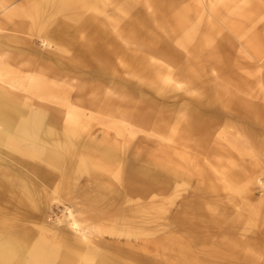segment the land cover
<instances>
[{
	"label": "bare ground",
	"instance_id": "1",
	"mask_svg": "<svg viewBox=\"0 0 264 264\" xmlns=\"http://www.w3.org/2000/svg\"><path fill=\"white\" fill-rule=\"evenodd\" d=\"M116 1L20 0L16 4L0 0L3 16L19 18L11 30L26 37L21 41L17 34L9 35L5 46L0 43V264H264V247L258 245L264 237V228L253 230L251 225L264 209V193L258 198L254 194L256 186L264 191L261 174L254 172L252 165L249 168L247 162L235 164L233 169L216 147L218 138L234 149L237 145H250L249 142L263 143L264 86L260 80L264 76V46L258 48L259 57L254 55L252 62L258 78L262 74L257 81L260 95L236 99L234 111L226 116L240 117L241 124H229L224 118L230 128L227 134L224 123L217 124L212 132L207 129L214 120L207 114L210 99L200 102L202 110L190 103L177 105L173 111L161 105L142 109L139 93L131 90L124 78L94 65L98 56L105 53L118 56L127 49L133 55L132 65L141 62V53H147L152 64L146 80L156 95L195 93L186 83L191 78L186 74L190 66L177 67L173 52L157 51L155 41L151 44L143 39V30L149 33L145 20L131 17L122 22L114 17L126 16L129 11L125 0ZM138 1L148 21L158 28H162V20L174 6L173 0ZM247 1L202 0L203 13L207 14L204 45L214 51L213 36L223 32L213 19H222L224 10L233 13ZM106 3L119 7L113 13L107 12ZM263 6L264 0H256L253 10L264 16ZM89 9L93 12L84 14ZM95 13L105 17L108 26L103 21L93 24ZM58 14L63 17H57ZM24 16L29 20L23 21ZM173 16L178 17V12ZM88 26L93 29L81 38L82 30ZM13 42L22 43L23 50L10 48ZM173 42L169 49L177 48ZM70 47L76 48V59L65 63L60 58ZM212 71L215 99L227 90L229 82L215 69ZM115 77L127 86L118 89H113V83L106 86L105 80ZM89 78L98 83L86 80ZM242 86L237 84L238 92ZM170 113H175L177 119L169 127L166 116ZM95 126L108 131L104 144L93 137L91 131ZM152 128L166 129L172 134L183 129L202 144L206 162L197 172L194 185L189 190L185 188L182 196L178 185L188 182L191 176L178 163L160 159L126 162L123 155L112 152L114 147L111 150L112 145H120L117 137L124 139L125 132L133 137L138 130L149 129V133ZM109 130L117 137L110 136ZM97 145L104 148L98 153L99 158L105 159L101 162L93 160V146ZM86 163L91 165L92 177L86 181L73 178L68 185L67 202H56L63 213L55 218V228H49L51 195L61 194L59 189ZM261 164L258 160L253 163L260 169ZM55 168H59L58 173ZM110 177L115 178L118 187L111 183ZM54 181H58L56 186ZM91 183L96 192H102L101 200L103 189L122 199L118 208L122 212V227L113 230L115 227L107 223L106 229L97 226L98 234H106L99 240L94 239L85 224L83 209L76 202L84 187ZM177 197L181 200L172 214L170 208ZM104 201L115 206L110 197ZM170 212L171 217L167 215ZM159 214L164 216L161 221ZM25 221L32 225L27 226ZM49 236L57 238L55 243H62V256H58L57 245ZM149 236V240L141 239ZM113 241L120 247H113ZM96 248L105 256L99 259Z\"/></svg>",
	"mask_w": 264,
	"mask_h": 264
},
{
	"label": "rangeland",
	"instance_id": "2",
	"mask_svg": "<svg viewBox=\"0 0 264 264\" xmlns=\"http://www.w3.org/2000/svg\"><path fill=\"white\" fill-rule=\"evenodd\" d=\"M12 1H15L16 4H18L20 0ZM119 1L121 3L122 0H118V2ZM125 1L127 7H129V11L126 13L127 15H115L114 17L121 18L123 20L122 22H128V19L132 18L145 20L146 24L148 25L149 33L143 30V39L147 42H150L151 44L153 41H155L158 46L156 48L157 51L163 50V52H173L178 63L177 67H182L185 69L188 64L190 66V72L188 71L186 74H189L191 78H189L190 80L186 83H188V86L191 88V90H194L195 93L198 92L200 95H196L195 93L193 95L185 94L183 91H178L175 96L169 93L172 95L169 97L156 95V93L153 91V87H151V83L147 82L146 80L147 73L152 64L147 53H141L140 57L143 59H141V62L136 63L135 65H132L133 55L127 49L118 53V56H113V54L107 55L105 53V55L98 56V61H96L94 65L101 68L108 74L117 73L120 78H124L125 81L130 85V87H128L131 88V90H135L139 93L141 98V102H139L141 104H139V106H141L142 109L149 108L152 105H161L173 111L177 105L190 103L196 105L198 108H200V110H202L201 108H203V105L200 102H204L203 99L205 102L210 99L209 101H211V104H206L207 107H209V112L207 111V114L214 118V120L213 123L207 127V129L213 132V128L216 127L217 124L224 123V118L229 124L232 122L241 124L242 121L239 119L240 117L238 119H229L226 114H232L234 111L233 103L236 99L240 97L253 98L254 94L260 95L257 89V81L261 78L262 74L258 78L255 71V65H253L252 62L254 61V55L259 57L258 48L260 46H264V16H260L259 13L253 10V5L256 0H248L244 4H239L238 9L233 13H228L224 10L222 19H213L216 22V25L223 28L224 32L216 33L213 36L214 44H216L214 51L211 50V47L204 45L203 43V29L207 14L205 12L203 13L205 6L202 0H173L174 6L169 8L170 10L166 14V19L162 20V28H158L153 22L148 21V18L143 14V9L138 0ZM105 5L107 12L112 13L114 12L116 6L119 7L118 4L116 5L112 3H106ZM261 9H264V6ZM3 12L4 10L2 11L0 9V43L5 46V42H8L6 37L14 34H17L19 37H21L19 39L24 41L23 38L26 39L25 36H20L19 33L11 30L13 23L19 18L14 15L12 19H8L3 16ZM92 12L93 10L89 9L86 10L84 14L89 15V13ZM176 12H178V17L173 16V14ZM95 15L97 18L93 24H98L100 21H103L106 24L105 27L108 26V21L105 17L103 18L101 14L97 13H95ZM225 16L227 17L224 18ZM57 17L63 16L58 14ZM24 20L28 21L29 19L24 16L23 21ZM92 29V26H88L82 30L81 38L89 35ZM130 40L135 39L132 38ZM139 40L136 39L135 41ZM173 40V44L177 48L169 49ZM35 46L39 47V44L35 42ZM242 46L243 48H241ZM254 47H256L257 51H255ZM10 48L21 51L23 50V44L19 42H13V45H11ZM69 49L67 48L68 53L64 54L62 58H60L61 61H64L65 63L76 59V48L70 47ZM14 50L10 51L13 53ZM212 53H214L215 56L211 57L210 55ZM59 54H62V51ZM213 69H215L216 73L221 78H226V80L229 82L227 90H223L220 94V97L215 99L213 98V87L215 86L211 82L213 77ZM141 77H144V79ZM120 78H110L109 81L113 80L111 82L105 80L106 86H112L110 84L113 83V85H115L113 89H118L119 86L121 87L122 85H126ZM86 80H89L92 83L97 82V80L90 78ZM102 82L103 80L99 81L100 84ZM260 82L264 86V76ZM238 83H242L243 85V89H241L239 92L237 88ZM223 101H228V103L222 104ZM227 105H229V107ZM176 119L177 116L175 113L168 114L166 116L167 125H169V127L170 125H174L176 123ZM234 125L236 124H232V126ZM225 126L223 127V130L224 133L227 134V131L230 128ZM148 130L149 129H146L145 132L138 130L133 135V137H130L129 132L127 131L124 133V139L115 136L114 132L109 130L110 136L115 138L117 137V139L121 141L119 146H111V150L113 147L115 148V150H112V152L118 154L119 156L123 155L126 162H156L158 159H160L165 160V163H168L167 161H169V163H178L183 169L187 170V173L191 176L188 182H181L178 185V193L182 196L186 192V190H184L185 188L189 190L191 186L194 185L197 172L201 169V165L205 164L206 162L204 154L202 153L203 149L200 147L202 144H200L195 137L186 134L188 132L183 131V129H180L174 134H172L170 131H167L166 129L155 130L152 128V131L149 133L147 132ZM106 132L108 131H105L99 126H95L91 131L96 141L102 140V142H98L99 144H104L103 142L108 139V133ZM261 132L264 134V131ZM87 137H90V135ZM126 138H128L127 142L124 141ZM241 138L243 139L244 137ZM217 141L218 143H216V147L221 149V156L224 158L225 162H230L233 165V169L235 164L247 162L249 168H251L252 165L254 167L253 171L261 174V180L264 182V138L262 140L263 143L248 141L250 145H237L236 149L227 144V141L224 139L218 138ZM93 148V160L100 162L101 160H105L102 157H98V153H101V151L103 152L104 150L102 145L93 146ZM162 150H165L166 152ZM256 157L258 159H256ZM257 160L258 162L263 163L261 164V169L256 165H253V163H255ZM231 164L228 165L230 168H232ZM86 165L87 166L85 168H81L76 173L74 172L69 183L67 182L62 189H59L61 194L59 193L51 195L52 209L51 212H49L50 217L47 221V226L49 228H55V218L60 217L63 213L62 206L56 202H67V197L70 195L68 193V185L71 183L73 178L79 179V181H86L92 177L91 175L93 172L91 171V165L89 163H86ZM55 169L56 173H58L57 171H59V168ZM110 178L111 183L118 187L115 178ZM57 182L58 181L53 182L54 186L57 185ZM102 191L103 200L100 199L102 192L100 190L96 192V188L93 187L92 183L89 185L87 184L86 187H84L83 192L77 196L76 201L78 202L79 207L83 209V214L85 215L86 219L85 224L89 226L94 239L97 240H99L101 235H106L105 233L98 234L97 231L99 230L97 229V226H104L106 229L105 223H107L111 226V228L115 227L112 228L113 230L120 229L122 227V221L120 219V213L122 212H118L119 206L122 205V199L113 192L106 191L105 189ZM263 193L264 191L260 187H255L254 194L256 198L262 196ZM109 197L112 198L111 202H114L115 206L112 204L109 205L104 201ZM180 200L181 197H177L175 199V205L170 208L171 212L173 211L172 214L176 211V206ZM171 212L167 215L169 216ZM159 218L161 221L164 219V216L159 214ZM24 223L27 226L32 225L30 221H25ZM251 225L253 230L264 228V209L259 212V215L256 216V218L253 219ZM105 238H107L109 241H112L109 239V237ZM150 238L151 237L149 236L141 239L146 241ZM259 239L256 241L255 245H257ZM49 240L57 245L56 247L59 251L58 256H62V251L64 249L62 243H60V245L55 243L57 242V238L54 236H49ZM113 242L114 243H111L113 247H120L115 241ZM260 242L261 243L258 245L263 244L264 247V237H262ZM97 249L98 248H96V251L99 252L97 257L99 259L100 257H104L105 254L101 250L98 251L99 249ZM259 253L261 255V252ZM160 257L161 252L159 258ZM245 264L251 263L246 262Z\"/></svg>",
	"mask_w": 264,
	"mask_h": 264
}]
</instances>
